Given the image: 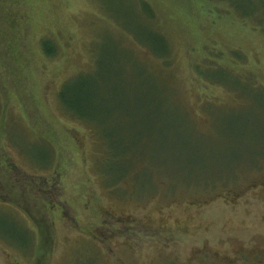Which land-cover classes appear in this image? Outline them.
<instances>
[{
	"label": "rangeland",
	"instance_id": "374dc122",
	"mask_svg": "<svg viewBox=\"0 0 264 264\" xmlns=\"http://www.w3.org/2000/svg\"><path fill=\"white\" fill-rule=\"evenodd\" d=\"M246 3L0 0V264H264V26ZM229 52L242 79L202 69Z\"/></svg>",
	"mask_w": 264,
	"mask_h": 264
},
{
	"label": "trees",
	"instance_id": "16d2710c",
	"mask_svg": "<svg viewBox=\"0 0 264 264\" xmlns=\"http://www.w3.org/2000/svg\"><path fill=\"white\" fill-rule=\"evenodd\" d=\"M221 1H224V0H221ZM245 1H248V3H246L243 6V9H244V12H243L244 17L241 20H243V19H253V20L256 21L255 23H256L257 26H262L263 27L264 26V0H245ZM247 4L251 5L252 8L251 9H247V6H248ZM147 5L149 6V4H147ZM45 38L46 39H43V40H45V42H43V46L42 47H43V52L46 54V57L52 58V57L57 56L58 51H52V52L49 51V47L48 46H50V44H51L50 43L51 42V40H50L51 38H49V37H45ZM165 43H166V41H165ZM229 53L233 57L229 61H227L226 63H219L217 59H214L212 57L202 58V60H201V62L203 64L202 65L203 66L202 69L208 71L210 69H220V70H222V68H223V71H227L228 70V72L230 73L232 79H234V80L235 79H242L244 77V73L242 74V72L240 71V65H238V63L236 61H233L235 59H238L239 60V59H241V57L237 56L238 55L237 52H229ZM168 55L169 54L166 53L165 55H163V58L164 57H168ZM207 56H211V55L207 54ZM249 81H251V80L247 76V82H249ZM213 82H214L213 84H215V85H217L219 87H223L222 85H224L223 83H221L219 81H217V82L213 81ZM210 83H212V82H210ZM223 89L226 90V91H229L230 93L231 92H234L238 96V94H237L236 91L230 90V89L225 88V87H223ZM63 100L64 99L62 97V103H63V106L62 107L69 114H71L72 116L76 117L77 119H79L82 122H85L87 124H88V122H91L89 118L85 117L82 114V112H79L75 108L66 105ZM229 106H231V105H229ZM236 125L238 127H240V126L241 127H244L245 129L248 128V125L246 126V125L242 124L241 122H237V121H233V123L230 124V125H228V126H230L233 129V128L236 127ZM253 127H252V129H254ZM92 129L94 131H96L94 128H92ZM108 155L109 154L102 153L101 166H99L100 167L99 170H100L101 179L103 181H106V182H108V180H109V175H108V173H106V172L103 171V166L107 163V161L110 160V157L112 156L111 155L108 158ZM106 156H107L108 160L105 159Z\"/></svg>",
	"mask_w": 264,
	"mask_h": 264
}]
</instances>
